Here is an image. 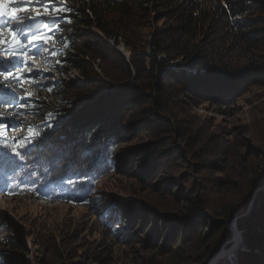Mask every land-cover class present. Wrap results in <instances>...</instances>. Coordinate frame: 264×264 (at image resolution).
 <instances>
[{
    "label": "trees",
    "instance_id": "obj_1",
    "mask_svg": "<svg viewBox=\"0 0 264 264\" xmlns=\"http://www.w3.org/2000/svg\"><path fill=\"white\" fill-rule=\"evenodd\" d=\"M63 5L71 11H62L59 31L47 35L63 48L57 56L87 82L72 88L63 82L53 85L51 91L61 97L56 112L42 124L28 126L39 130V139L33 141L38 146L23 149V161L0 146V177L18 170L34 182L41 199L55 195L93 202L87 186L116 173L134 174L139 183L160 191L168 184L178 190L180 178L190 171L200 175L215 164V154L206 163L188 148L191 136L178 125L174 107L190 100L227 108L251 87L264 86V54H258L264 51V0H68L57 8ZM120 44L129 58L118 50ZM28 128L19 141L28 137ZM60 169L64 186L50 181ZM259 185L264 186V180ZM79 187L81 194L76 193ZM180 194L195 210L189 223L178 226L167 224L161 212L144 202L103 196L97 210L112 240L96 262L113 258L120 242L148 250L176 249L194 231L200 245L211 249L219 227L204 237L198 194ZM256 198L258 210L237 220L248 249L240 259L264 264V190ZM223 239L205 261L230 241L231 233ZM0 247V264H24L22 256L30 253L20 231L4 234ZM37 247V255L46 250L41 243Z\"/></svg>",
    "mask_w": 264,
    "mask_h": 264
},
{
    "label": "rangeland",
    "instance_id": "obj_2",
    "mask_svg": "<svg viewBox=\"0 0 264 264\" xmlns=\"http://www.w3.org/2000/svg\"><path fill=\"white\" fill-rule=\"evenodd\" d=\"M67 1L59 0L62 3ZM32 2L34 4L35 0ZM18 3L19 0H0V11H7L11 7L13 15H24L16 7ZM40 11L43 12V9ZM0 19L6 20L7 17ZM7 33L8 29L5 28V38H8ZM64 33H58L57 37ZM110 43L113 45V42ZM47 46L49 49H61L54 38L49 40ZM117 48L129 58L130 53L123 44ZM258 54H264V51ZM0 59L7 61L11 57ZM63 59L48 53L33 57L29 66L36 72V77L31 78V83L23 84V87L16 85L11 78L6 87L0 78V99L10 98L4 95L9 89H14L17 96L25 97L20 102L23 107L15 103L5 107L0 103V125L7 126V136L18 140L26 135L28 126L42 124L49 113L56 112V103L61 97L54 95L56 91L48 90L53 85L63 82L67 88H72L87 82ZM23 78L29 79L26 67ZM174 110L178 125L186 127L184 130L191 136V139L188 138V148L206 163L212 162L215 157H211V154H215L218 158L215 164L203 169L200 175L190 171L187 177L180 178L178 190L168 184L160 191L158 187L139 183L134 174L125 176L116 173L98 180V184L87 186V196L93 198V202L62 199L55 195L53 199H41V195L34 191V182L26 174H19L18 170L12 169L5 171L0 177V239L4 234L9 236L16 231L21 232L30 250V253L25 252L22 256L24 264H39L37 258L51 264H249L247 260L240 259V254L246 253L248 249L237 220L258 210L260 201L257 202L256 196L264 190V186L259 185L264 180V86L251 87L239 97L235 105L227 108H220L211 102L195 103L187 100L174 107ZM195 138L199 139L195 141ZM134 144L124 143L122 146L126 148ZM247 147L249 150H246ZM221 150L224 152L219 157ZM61 171L52 175L50 181L64 186L65 178ZM83 192L81 187L76 189L78 194ZM181 192L188 196L198 194L200 202L196 205L198 211H202L198 214L203 215L199 218V224L204 237L219 227L211 249L200 245L201 238L194 231L189 232L184 241L177 243L179 246L176 249L173 246L168 250L157 247L148 250L136 244L120 242L114 247L113 258L96 262L102 248H106L112 240L106 237L97 210V202L103 196L105 200H139L161 212L167 224L178 226L189 223L187 219L194 216L195 210L188 198L181 196ZM228 233H231L230 241H226L210 260L205 261V256L216 250ZM40 243L46 250L37 255L35 250H38ZM6 250L10 255L16 254L11 249Z\"/></svg>",
    "mask_w": 264,
    "mask_h": 264
},
{
    "label": "snow or ice",
    "instance_id": "obj_3",
    "mask_svg": "<svg viewBox=\"0 0 264 264\" xmlns=\"http://www.w3.org/2000/svg\"><path fill=\"white\" fill-rule=\"evenodd\" d=\"M59 0H19L16 5L21 9L24 15H13V9L8 8L7 11H0V17H7L6 20L0 19V57H11L10 60L0 59V78L5 82L14 81L16 85L23 87L25 83H31L33 77H36V72L29 66V62L35 56H42L45 53L55 57L58 53H63L61 49H49L47 46L50 40L48 33L55 35L59 31V21L63 19L62 11H71L67 5L62 8H57ZM43 9V12L40 9ZM51 8V10H49ZM47 17L48 19H44ZM51 25H57L54 29ZM71 23V21H67ZM8 29L7 37L5 38L4 30ZM64 47H67L65 44ZM59 63V60L56 61ZM27 68L29 79H24V68ZM49 91L52 89L49 88ZM10 96L8 99H0L5 107L12 104H18L21 107L24 105L20 102L25 99L23 96H17L14 89H9V92L4 94ZM51 115V113H49ZM7 126L0 125V146L7 149L13 156L20 161L25 160L26 153L22 152L23 149L30 148L35 150L38 144L33 143L39 139V130L33 127L28 128V137L23 141L12 139L6 135ZM11 140V142H7ZM69 183H72L69 181ZM14 194V193H9ZM86 199V197H81Z\"/></svg>",
    "mask_w": 264,
    "mask_h": 264
}]
</instances>
